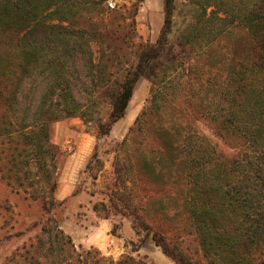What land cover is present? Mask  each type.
<instances>
[{"label": "trees", "instance_id": "trees-1", "mask_svg": "<svg viewBox=\"0 0 264 264\" xmlns=\"http://www.w3.org/2000/svg\"><path fill=\"white\" fill-rule=\"evenodd\" d=\"M145 1L112 8L108 0H0V40L13 53L0 58V179L40 209L37 221L4 238L23 243L2 264H155L79 250L55 216L63 203L52 123L80 118L95 124L98 139L107 136L125 118L141 79L151 84L150 104L116 143L109 202L94 211L129 219L142 236L138 247L152 238L172 264H202L183 248L182 235L197 241L203 264H264V0H196L191 22L177 30L178 0H164L156 42L136 43ZM236 29L243 35L231 51V38L222 40ZM217 48L213 66L223 71L205 76L203 59ZM169 84L192 95L216 89L218 135L236 136L241 145L226 157L206 135L199 143L188 135L176 147L185 168L168 201L173 212L155 196L153 172L139 180L128 151L145 141L147 117L160 109ZM103 168L96 150L85 172Z\"/></svg>", "mask_w": 264, "mask_h": 264}, {"label": "rangeland", "instance_id": "rangeland-1", "mask_svg": "<svg viewBox=\"0 0 264 264\" xmlns=\"http://www.w3.org/2000/svg\"><path fill=\"white\" fill-rule=\"evenodd\" d=\"M108 1L110 7L113 8L116 4L123 5L130 0ZM195 1L178 0L175 30L189 25L192 12L197 6ZM163 6L164 0H146L142 4L136 17V43L156 42L164 23ZM241 34V31L236 29L233 34L224 37L222 42L229 44L231 41L232 43L228 45L231 50ZM228 38L231 40H227ZM5 44L0 40V58H10L13 54L11 46ZM219 54L220 49L217 48L204 57L205 76L209 73L214 75L218 72L222 73L223 66L219 65L216 68L213 66V59ZM2 72L3 65H0V79ZM169 86L172 87H168V90L164 89L159 98L160 109L157 113L154 112L147 117L150 120L145 131V141L141 143L135 140L136 143L128 151L129 159L135 165L139 180L147 181L153 172L151 184L158 191L155 196L157 199L164 200L173 212L176 204L168 201L172 193L181 187L178 173L182 175L183 167L185 168L180 164L176 147L181 146L188 135L192 136L196 143H199V140L206 135L212 144L216 145L218 152L226 157H234L241 145L236 136L225 133L223 136L218 135V124L212 120L215 109H217L215 106L218 96L216 89L192 95L190 92L187 94L186 89L183 90L182 87L175 89V85L169 84ZM151 96V84L141 79L135 88L125 118L118 122L107 136L99 139L96 136L95 124H86L80 118L64 119L51 125L52 141L60 150L57 160L59 183L57 199L63 203L56 210L55 216L61 228L72 237L79 250L97 249L103 257L114 260L129 254L134 257H147L155 264H172V261L155 245L152 238L138 247L142 236H138L133 231L129 219L114 214L109 219H104L105 213L101 207L99 208L100 215L94 211L96 204L101 202L108 204L109 202L111 192L108 187L115 179V145L126 137L138 115L147 109ZM191 103L192 107H190ZM183 106H186V109ZM182 109L189 112V115L184 114ZM2 110L3 105L0 100L1 113ZM138 142L140 144L136 146ZM96 150L100 160L104 163V168L101 172H85L89 159ZM39 217L38 204L26 200L22 194L12 192L0 179V264L23 243V239L14 238L7 241L4 238L25 230ZM164 222H166L165 219ZM168 223L172 222L168 221ZM107 234L117 241L116 247L110 245L115 248L113 253L107 252V242L102 243V240L107 238ZM88 236L93 239L96 246L83 247L80 245V242H84L83 240ZM182 244L185 250L195 254L196 258L202 264L204 263L198 243L193 237L182 235ZM135 249L137 251H134Z\"/></svg>", "mask_w": 264, "mask_h": 264}, {"label": "crops", "instance_id": "crops-1", "mask_svg": "<svg viewBox=\"0 0 264 264\" xmlns=\"http://www.w3.org/2000/svg\"><path fill=\"white\" fill-rule=\"evenodd\" d=\"M107 236V238H108V240H107V238H104V240H102V243H104L105 244V242H107V252H114L115 251V248H114V246L116 247L117 246V241L115 240V238H112L111 239V237H110V235L109 234H107L106 235ZM84 242H80V245H83V247H90V246H96L95 244H94V242H93V239L92 238H90L89 236L88 237H86L84 240H83ZM111 243H113V244H111ZM110 245H114V246H110Z\"/></svg>", "mask_w": 264, "mask_h": 264}]
</instances>
